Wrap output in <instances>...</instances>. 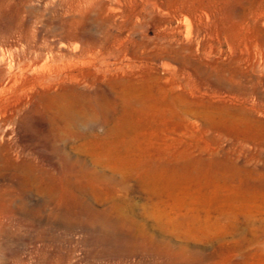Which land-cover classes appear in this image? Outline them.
Returning a JSON list of instances; mask_svg holds the SVG:
<instances>
[{"label": "rangeland", "instance_id": "obj_1", "mask_svg": "<svg viewBox=\"0 0 264 264\" xmlns=\"http://www.w3.org/2000/svg\"><path fill=\"white\" fill-rule=\"evenodd\" d=\"M163 34L178 84L127 107ZM10 64L27 87L0 106V264H264V0H0ZM68 72L97 80L47 88Z\"/></svg>", "mask_w": 264, "mask_h": 264}, {"label": "bare ground", "instance_id": "obj_2", "mask_svg": "<svg viewBox=\"0 0 264 264\" xmlns=\"http://www.w3.org/2000/svg\"><path fill=\"white\" fill-rule=\"evenodd\" d=\"M172 37L168 35H160L158 36V42L156 43V46L153 48L152 51H150L149 55L147 56V59L152 63L151 66L146 67V68H141V70L135 74H130L129 75V80H127V84H123V89H122V96L124 97V101L126 102L125 104L128 107V104L131 106L132 103V95L134 92L137 94H147L148 98H150L152 95L151 93H155L158 95L160 99H165L164 97H167L170 95L171 89L173 86H176L178 83L174 78H171L170 76H167L164 72L167 68L165 59L171 55H177L179 53L178 49H176L172 45ZM179 45V44H178ZM177 45V46H178ZM63 46H60L62 48ZM184 47V46H183ZM181 56V55H180ZM182 57V56H181ZM172 59V57H171ZM174 60V59H173ZM243 60V59H242ZM246 60V59H245ZM186 61V60H185ZM188 63V62H187ZM166 64V65H165ZM238 64V63H237ZM180 65V64H179ZM19 66V65H18ZM157 68H160L163 71V75L160 76L157 73ZM175 68V67H174ZM185 67H180L179 69H184ZM188 68V67H187ZM120 70V69H119ZM176 71V70H175ZM185 71V70H184ZM178 73V72H177ZM187 73V72H186ZM91 74V73H90ZM84 74L83 72L75 73V72H68L65 73L64 76L59 77L57 80L52 79L48 81L47 83V88H49L53 84H58L60 82H64L65 80H68L73 83H78L80 80L86 78H90L94 81L97 80V77L94 75ZM51 78V77H50ZM47 80V79H45ZM44 80V81H45ZM84 80V81H85ZM34 84V83H33ZM35 85V84H34ZM57 86V85H56ZM180 85H178V88ZM26 87L24 82H21V78L17 72L13 70L12 64L9 65L8 69L4 71H0V106L3 107L4 109H7L10 106V102L13 101L14 105L18 107L25 95L26 92ZM12 89L15 90L12 95H8V91H11ZM204 92V91H203ZM66 93L68 96L64 95H56L51 98L52 103L55 104L56 111L57 112H67L71 108L75 106L77 103V99H79L80 95L77 92L76 89L74 88H68ZM207 93V92H206ZM193 95V94H192ZM194 96V95H193ZM212 98L215 99V96L206 95L205 93L199 95L200 98ZM82 98V97H81ZM122 99V98H121ZM155 99V98H153ZM171 99V98H170ZM158 100V99H157ZM177 100V99H175ZM243 100V99H242ZM245 100V99H244ZM240 101V100H239ZM181 102V101H180ZM220 103V110L225 112L226 114H229L231 112L229 110L228 105L232 103V100H230L228 97H223ZM218 102V103H219ZM241 102V101H240ZM185 105L186 103L183 102ZM211 103V102H210ZM214 103V102H213ZM243 103V102H242ZM136 104V103H135ZM181 104V103H180ZM183 104V105H184ZM238 104V103H237ZM137 105V104H136ZM188 105V104H187ZM208 105V104H207ZM213 105V104H212ZM245 105V104H244ZM205 106V105H204ZM209 106V105H208ZM217 107V106H216ZM218 108V107H217ZM238 108V107H237ZM255 108V106H254ZM182 109V108H181ZM236 109V108H235ZM239 109V108H238ZM169 110V109H168ZM206 110V109H205ZM232 110V109H231ZM237 110V109H236ZM12 112V110H9ZM154 111V107H149L145 111L140 110L139 111V116H142V119H150V113ZM184 111V110H183ZM217 111V110H216ZM257 111V110H256ZM259 111V110H258ZM204 112V110H203ZM211 113V111H209ZM155 114V113H154ZM207 114V113H206ZM217 115V113H215ZM214 115V114H212ZM243 115L242 110H237L235 115H232L233 117H236V119H240V117ZM122 116V115H120ZM178 116V115H177ZM206 116V115H204ZM246 116V115H245ZM180 117V116H179ZM211 117V116H210ZM166 118V117H165ZM209 118V117H208ZM242 118V117H241ZM249 118V117H248ZM129 119V118H128ZM131 119V118H130ZM132 120V119H131ZM205 120V119H204ZM241 120V119H240ZM255 120V119H254ZM143 121V120H142ZM147 122V121H146ZM249 122V121H248ZM117 123V122H116ZM206 123V122H205ZM208 123V122H207ZM210 124V123H209ZM214 124V123H213ZM123 125V124H122ZM248 125V124H247ZM238 132V131H237ZM252 133V132H251ZM104 136V135H103ZM97 139V138H96ZM102 139V138H101ZM252 139V138H251ZM258 140V139H257ZM104 141V140H103ZM102 141V142H103ZM264 141V140H263ZM98 146V145H97ZM98 149V148H97ZM96 149V150H97ZM107 153V152H106ZM173 153V152H172ZM104 154V153H103ZM112 154V153H111ZM124 154V153H123ZM110 155V154H109ZM111 160V159H110ZM124 162V161H123ZM126 163V162H125ZM171 165V164H170ZM147 168V167H146ZM165 168V167H164ZM168 169V168H167ZM151 174L150 177L153 180L160 179L161 175L157 174V171L154 169H151ZM171 171V170H170ZM148 172V171H147ZM150 173V172H149ZM146 179V178H145ZM148 186V185H147ZM146 186V187H147ZM155 189V188H154ZM153 191V190H152ZM5 194L2 195L4 198Z\"/></svg>", "mask_w": 264, "mask_h": 264}]
</instances>
